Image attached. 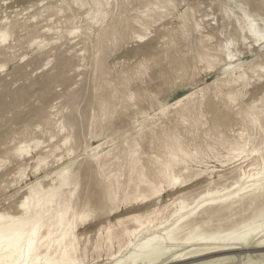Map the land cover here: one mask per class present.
I'll return each mask as SVG.
<instances>
[{
  "label": "rangeland",
  "instance_id": "rangeland-1",
  "mask_svg": "<svg viewBox=\"0 0 264 264\" xmlns=\"http://www.w3.org/2000/svg\"><path fill=\"white\" fill-rule=\"evenodd\" d=\"M53 1L54 2L56 1V2L53 3ZM57 1H59V2H57ZM70 1L71 0H52V1H50V0L49 1L48 0H42V1L41 0H0V21H5L7 19V21L11 24H14V22L20 23V26H22V24L23 25L26 24V28H24V27L21 29L17 28L12 33V36L14 35L15 37L10 38L6 43L0 42V47L3 45L0 48V57H1L0 58V60H1L0 61V86H1L0 87V155L2 153V155L0 156V162H1L0 163V167H1L0 168L1 169L0 170V177L3 176L0 179V181H1L0 182V191H1L0 192V211H8V212L15 211L17 204L26 195V192L28 193V188L32 184H36L39 182L41 185L44 184V186L52 185L53 180H55L53 173L58 171L64 165H66L70 160H73V158H74V160H77V164H75L73 166L74 181L76 183V186L73 185L72 189H74V188L77 189V194L80 196L81 201H83V202L87 201L90 203V205L98 206V204L102 203L101 199L103 197L104 188L108 183V180L106 179L107 177H110V176L115 174L119 177V179L123 178L122 179L123 181L122 180H120V181L124 184H129L130 180L132 178L136 179V176L132 174L131 169H130V165H129V161L131 159L130 155H131L132 151L136 150L138 153L137 155H139V154L142 155V156H140V155L136 156L138 158L141 157L140 160L142 162L140 165L143 164L142 165L143 167H141V166L140 167L144 169L143 172H145V171L149 172V173H146V172L145 173L148 174L149 178H152V176L154 177V175L156 174L158 167H160V163H162V161L164 162V161L169 159L168 149L166 148V145L170 143L171 138L179 139L184 150L187 146L188 150L186 149L185 151L189 152L190 154L195 155L196 158L194 160H190L188 158L186 159L187 165L188 166L191 165L190 166L191 172L200 173L201 169H202V171L207 170L206 174H208V175L203 173L201 176H202V178L207 180V182H208V180L214 181L215 182V186L213 185L214 187H216V186L217 187H224V186L231 185V183L233 181H235V179L238 176V173L235 171V168H232V167H234L239 162L234 164L233 162L230 163L228 161V159L231 158L229 153H228L229 145L233 144V143H235V141L239 140L238 136L241 133L245 134L244 138H246V139L250 138V136L252 137L249 139L250 141L253 140L251 142V148L254 146L255 147L259 146L260 144H262V141L264 140V138H263L264 129H262V127L264 128V124L261 128L259 127V130H258L257 126L249 124L250 122L247 121L248 118L243 113L246 110V108L248 109V106L250 107V105H255L257 109L259 108V110L264 111V108H263L264 107V100H263L264 99V97H263L264 88H262L259 92L253 94V90L255 88L264 86V81H263L264 80V69L260 70L258 73H255V74L252 72V68L263 65V63H264V58H263L264 57V49L259 51V54H263V57H260V59H261L260 60V59H258V57H259L258 53L255 52V53L247 54V51L246 50L243 51L239 42H237L238 40H236V38H235L236 36L231 37V39L235 40V43L232 42L235 44V45L232 44V47L235 46L234 48H236V49L238 48L239 51H243L240 58L242 60L241 62L245 66V70L248 73L250 83L248 86L249 88L247 87L246 89H243L241 91V93L236 95V98L234 99L235 101L233 99H229L228 93L230 94V93H232V91L234 93L238 90H241V87H238L235 84H231V86H230L227 82L231 77H229L228 74H226V73L230 72V71L227 70V68H224L223 65L225 64V62H223L222 58H219V56H221V55L218 52V47L220 45L225 44L226 37H225V34L221 33L222 30L214 31L213 28H217L218 24H220V26L223 25V20H221V18H222V16H224L225 12H230V11L239 12V7H241V6L244 7V9L247 12H250V13L255 14L257 16L259 14V17L262 16L261 18L264 19V14H263L264 13V7H262L264 5L263 0L262 1L261 0H250V1L248 0L250 3L247 0H241V1L240 0H238V1L237 0H230L231 2L229 0H172L173 2H171V0H169V4H168V0H147V2H146V0H139V1L138 0H113V1L109 0L110 6L104 5L103 9H104V11H107V12L109 11V9H111V10L109 11V13L103 11L105 13V15L103 17L104 19L102 18V15H98V14H97L98 16L96 15L97 9H95L96 6L93 5V2H94L93 0H85V1L82 0V2L80 1L79 3H78V0H76V1L73 0V1H71L73 4ZM128 1H129V3H128ZM149 1H150V3H148ZM244 1L247 3V6H245L246 3ZM260 1L262 2L261 5H260V3H258ZM40 2H41V4H40ZM75 2H77V3L74 4ZM175 2H176V4H175ZM173 3L175 4L176 7L174 6ZM233 3L235 5H233ZM78 4H80V6ZM126 4H127V6H126ZM151 4L154 6L152 7ZM44 5H46V6L43 7ZM84 5H85V7H84ZM149 5H150V7H149ZM170 5H172V6H170ZM255 5H257V6H255ZM93 6H95V8ZM131 6H133L132 9H131ZM162 6H163V9H162ZM91 7H92V9H91ZM110 7H112V8H110ZM126 7H128V10ZM151 7H152V9L154 7H156L153 9L156 12L152 11ZM235 7H236V9H235ZM49 8L51 9V13H53V15L51 13H49V11H50V10H48ZM42 9L45 10V13ZM57 9L58 10L62 9V10H60L61 11L60 12ZM88 9H89V11H88ZM160 9L163 10L165 13L163 11H161ZM46 10H47V12H46ZM66 10H68V11H66ZM71 10H73V11H71ZM144 10H146V11H144ZM91 11H92V13L90 14L89 12H91ZM157 11H158V13H157ZM255 11H256V13H254ZM260 11L262 14L260 13ZM151 12H153L154 15ZM160 12H161V14H160ZM162 12L164 13V15L167 13V15H165V17H163L164 15H162L163 14ZM29 13H31V14H29ZM55 13L57 16H55ZM110 13H112V14H110ZM47 14L50 15L51 17L48 16ZM151 14L153 16H151ZM186 14H187L188 19L187 18L185 19ZM239 14H240V12H239ZM146 15H147V17H146ZM183 15H185V16H183ZM25 16L27 17L26 19H24ZM58 16H60V17H58ZM63 16H65L66 18ZM113 16H114V18H112ZM140 16L143 18H141ZM149 16L154 17V18L151 19ZM192 16H193L192 19L194 20L193 22L191 20ZM12 17H14V18H12ZM38 17H40V18H38ZM105 17H107V18H105ZM203 17H205V18H203ZM72 18H73V20H72ZM86 18H88V19H86ZM95 18H96V20H95ZM120 18H121V20H120ZM145 18L146 19L149 18V19L146 20ZM105 19L107 20V22ZM112 19H113V21H112ZM133 19L135 22L133 21ZM18 20H20V21H18ZM217 20H219L222 24L220 22H218ZM29 21H32L30 25H29V23H30ZM61 21H63V23ZM77 21H79V22H77ZM151 21H155L156 24H155V22L152 23ZM67 22L69 23V27H68ZM92 22L94 24H92ZM136 22H138V23H136ZM139 22H140V24H139ZM185 22H186V24H185ZM201 22H202V25L196 24V23H201ZM36 23H38V24H36ZM71 23H72V25H71ZM34 24H36V25H34ZM58 24H60V25H58ZM73 24L76 25L75 29H74L75 26ZM158 24H159V26H158ZM214 24H216V25H214ZM27 25H28V27H27ZM49 25H50V27H49ZM137 25L139 26V28ZM144 25H145V27H147L149 25L147 28L150 31H148L147 28L145 30ZM187 25H189L188 28H187ZM54 26H56V28L57 27L58 28L55 29V28H53ZM71 26H73V27H71ZM196 26H198L197 29H196ZM51 27L53 28V30L54 29L56 30V33H54L55 31L52 32L53 30ZM60 27L62 29H60ZM170 27H172V28H170ZM49 28L52 31L51 30L49 31ZM70 28H71V31H74L75 33H73V34L69 33ZM91 28H92V30H91ZM166 28H167V30H165ZM58 29H60V30H58ZM44 30H46V31H44ZM125 30H126V32H125ZM34 31H36V32H34ZM43 31H44V34L41 33ZM61 31L64 35L61 34ZM91 31H93V32H91ZM89 32L91 33V35ZM113 32H115V33H113ZM116 33H117V35H116ZM132 33H134L135 35ZM137 33H139V35H140L139 38L137 36L138 35ZM81 34H83V35H81ZM96 34L97 35L99 34L98 38L96 37L97 36ZM100 34H102V35L100 36ZM174 34H175V37H177V38L174 37ZM111 35H112V38L114 36L116 37V39H113V40L117 41V42H114L112 40ZM22 36H24V37H22ZM47 36H49V37H47ZM57 36H59V38ZM65 36H67L68 38ZM106 36H107V38H106ZM129 36L131 37V39ZM135 36H137V38ZM80 37H81V39H79ZM187 37L189 39H187ZM56 38L58 41L56 40ZM60 38L62 39V41ZM73 38H76V39L74 40ZM110 38H111V40H110ZM121 38H122V40H121ZM165 38H168V39H165ZM181 38H184L183 39L184 42ZM11 39H12V41H11ZM63 39L65 42L63 41ZM105 40H106V42H105ZM172 40H173V42H172ZM209 40H210V42H209ZM34 41H37V42H34ZM89 41H91V42H89ZM121 41H123V42H121ZM161 41H163L164 43ZM168 41H169V43H168ZM175 41H176V44H175ZM213 41H215V42H213ZM100 42H102V44H100ZM201 42H202V44H201ZM7 43H9V44H7ZM46 43H49V44H46ZM173 43L175 45H173ZM164 44H166V45H164ZM58 45H59V47H58ZM48 46L51 48H49ZM115 46H116V48H115ZM177 46L180 47V50ZM25 47H27V48H25ZM65 47L67 50L65 49ZM76 47H78V49ZM33 48H35V49H33ZM80 48H81V50H80ZM150 49H151V51H150ZM162 49H163V51H162ZM200 49H202V50H200ZM94 50H95V52H94ZM195 50H197V51H195ZM14 51H15V53H14ZM16 51H18V52H16ZM30 51H32V52H30ZM40 51L42 54L40 53ZM187 51H188V54H187ZM36 52H38V53H36ZM151 52L153 55L151 54ZM155 52H157V53L155 54ZM165 52H167L168 56L166 55ZM160 53L162 56L160 55ZM75 54L78 56H80V55L81 56L78 57ZM97 54H99V55H97ZM198 54H200V55H198ZM208 54H209V56H208ZM67 55H68V57H67ZM204 55H206L205 57L208 59H209V57H210V59H214L215 56H218L219 61H217L215 63V65H213L212 67H209L208 62L203 59ZM7 57H10V58H7ZM156 57L159 59L157 60ZM36 58H37V60H36ZM77 58H79V59H77ZM99 58H100V60H99ZM160 58L162 61L160 60ZM2 59H3V61H2ZM22 59H24V60H22ZM83 59H85V61ZM95 60H97V62ZM202 60H204L205 63ZM49 61H50V63H49ZM80 61L82 62V65L84 64V66H81ZM100 61H101V63H100ZM83 62H85V63H83ZM98 62L101 65V66L99 65V67L97 64ZM206 62L208 65L206 64ZM249 62H250V64H249ZM94 63L96 65H94ZM144 63H146V64H144ZM221 63H223V64H221ZM137 64L141 67H139V66L136 67ZM162 64H163V66H162ZM181 66L183 68H181ZM5 67H7V69ZM94 67H95V70H94ZM164 67H165V69H163ZM166 67L169 69H167ZM210 68H212V70ZM141 69L143 71L140 72ZM248 70L251 72H249ZM140 73H141V75H140ZM175 73L176 74L180 73L181 75L180 74L176 75ZM125 74H126V77H125ZM174 74H175V76H174ZM137 76H139V77H137ZM167 76H168V78H167ZM219 77H221V78H219ZM9 78L12 80H10ZM157 78H159V79H157ZM188 78H189L190 82H189ZM250 78L253 80H251ZM176 79H178V80H176ZM123 80H125L126 82L125 81L123 82ZM129 80H130V82H129ZM132 81H133V83H131ZM180 82L182 83V85ZM217 82L220 84H218ZM253 82H255V83H253ZM225 83H226V85H225ZM122 87L125 89H123ZM224 87H225V89H224ZM127 88H128V90H127ZM206 88H209V90H208V91H210L209 93L207 92ZM105 91H106V94H105ZM215 92H216V94H215ZM218 92L219 93L221 92L220 95H218ZM134 93H135V95L137 93V95L136 96L133 95ZM191 93H195V96L191 102H187V103L185 102V104L178 106V107L173 106L178 99H180L181 97H183L187 94H191ZM202 96L204 98V100L202 98V100L204 102H202V100H201ZM224 98H226L227 100L229 99V100L227 101ZM102 101H104V102L106 101V102L104 103ZM235 103H236V105H235ZM219 104L222 106H220ZM244 106H246V107H244ZM237 107H238V109H240L239 111L237 110ZM223 108L226 109L227 111L224 110ZM49 109H50V111H49ZM128 109H130L131 111ZM55 110H57V111H55ZM102 110H104V111H102ZM216 110H217V112H213ZM48 111L51 113H49ZM92 111H93V113H92ZM59 112H60V114H59ZM52 113H56V115L52 114ZM101 113H103V114H101ZM180 113H181V115H180ZM239 113H240V115H239ZM50 114H52V115H50ZM100 115H101V117H100ZM103 115H104V117H103ZM202 115H203V117H201ZM49 116H51V117H49ZM52 116H54V117L56 116V117L54 118ZM170 116H172V117H170ZM187 116L191 119H189ZM161 117L162 118L164 117L165 120L164 119L162 120ZM196 117H197V119H196ZM200 117H201V119H200ZM222 117L225 119L222 120ZM60 118L62 119V121ZM48 119L51 121L50 122L47 121ZM54 119H55V122H54ZM193 119H194V122L196 123V125L193 122ZM42 120H44L46 122H44ZM57 120H59V121H57ZM101 120H102V122H101ZM181 120H182V122H181ZM167 121H170V122H167ZM190 121H192V122H190ZM224 121H225V124H224ZM11 122H12V124H11ZM206 122H208V124H206ZM50 123H51V125H50ZM52 123H53V125L56 124V126L55 125L53 126ZM63 123H64V125H63ZM170 123L172 124V126ZM180 123H182V124L180 125ZM106 124H108V125H106ZM197 124H198V126H197ZM40 125H41V127H40ZM46 126H47L48 132L43 133V131H46ZM42 127H44V128L42 129ZM52 127H55V128L53 129ZM29 128L31 130H34V129H36V130H34V132H33ZM49 128L50 129L52 128V129L50 130ZM146 128H148V129H146ZM177 128H178V130H176ZM249 128L252 129V132ZM70 129H72V133H71ZM202 129H203V131H202ZM234 129H236V130H234ZM229 130L231 132H229ZM54 131L55 132L57 131V132L55 133ZM58 131H60V132H58ZM177 131L178 132L180 131L179 133H181V135ZM186 131H189V132H186ZM29 132H31V135ZM207 132L208 133L211 132V133L207 134ZM20 133H22V134H20ZM62 133H64L65 135ZM191 133H193V134H191ZM219 133L223 134V136H221ZM254 133H256V136ZM260 133L262 134V136H258ZM36 134H37V137H36ZM47 134H49V135H47ZM190 134H191V136H190ZM204 134H206V135H204ZM25 135H26V137H25ZM179 135H180V137H179ZM183 135H185V138H183ZM195 135H196L198 140L196 139ZM38 136H39V138H38ZM45 136H46V138H45ZM51 136H53L54 138ZM100 136H101V138H100ZM186 136H188V137H186ZM254 136H255V138H254ZM15 137H19V138L15 139ZM30 137H31V142L29 141ZM42 137L46 141L43 140ZM66 137L69 138L70 142L67 145H64L65 140L67 139ZM78 137H81V138H78ZM189 137H190V139L188 140ZM258 137H260L263 140H260ZM223 138H224L225 142L223 141ZM228 138L230 139L229 140L230 142L228 141ZM13 139H15V140H13ZM38 139L42 140V142L39 141ZM48 139H50V140H48ZM73 139H74V141H72ZM184 139H185V141H184ZM194 139L197 142H195ZM257 139H259V141ZM37 140L40 143L39 146H36V143L38 142ZM203 140H205V141H203ZM233 140H235V141H233ZM255 140H257V141H255ZM43 141H44V143H43ZM23 142H26L27 144L30 145V153L28 156L26 154L23 156H20L19 154L16 153V148L20 145V143H23ZM110 143H112V144H110ZM187 143H188V145H187ZM101 144L103 145L102 150L104 152L112 151V155L108 159L109 160L108 165H107L108 167H105L106 169L104 168L103 171H100L98 168H96L94 166L89 167L87 165V162L90 160V157L94 153L93 149L96 148L97 146L101 145ZM150 144H152L153 147L150 146ZM224 144H225V146H224ZM252 144H254V145H252ZM154 145H155V147H154ZM184 145H186V146H184ZM190 145H192L193 147ZM11 146H13L14 148ZM56 146L59 147V149H58V151L56 150L55 152H53V150ZM214 146L215 147L218 146V147L214 148ZM261 146H262V148H264V144ZM154 148H157V149L162 148V149H160L161 150L160 151V150H157ZM164 148L166 149L165 150L166 153L164 151ZM217 148H219V149L217 150ZM189 149L191 150V152L189 151ZM215 149H216V151H214ZM40 150L41 151L43 150V151L41 152ZM67 150H73L74 155L72 153L70 154L71 156L68 155ZM224 150L226 151L225 152L226 154L224 153ZM156 151H157V153H156ZM206 151H208V152H206ZM12 152H14V153H12ZM65 152H67V153H65ZM151 152H153V153L151 154ZM215 152H217V153H215ZM62 153H64V154H62ZM83 153H84V155H83ZM143 153H144V155H143ZM50 154H52V155H50ZM75 154H76V158H75ZM206 154H208V156ZM209 154L211 155L210 157H209ZM55 155H57L59 158ZM150 155L151 156L153 155L152 157H156L157 159L152 158ZM212 155H214V156H212ZM36 156L38 159L41 157L42 158L45 157V159L47 158V160L45 161V163H43V164H41V166H39V161H38V159H36ZM38 156H40V157H38ZM219 156H221V158ZM226 156H228V157H226ZM26 157H28V158H26ZM66 157H67V159H66ZM70 157H71V159H70ZM211 157H213L214 159H212ZM218 157H219V159H217ZM252 157L254 158L255 156L254 155L249 156L248 159H250L252 161L253 160ZM60 158H63V160H61V161H64V162H62V164H60L61 161H58V160H60ZM149 158L150 159L152 158V159L150 160ZM202 158L204 159V161ZM215 158L218 160V162H220L219 164ZM20 159H22L23 161ZM28 159H30V161ZM53 159H54V161H53ZM152 160H153V162H152ZM226 160L228 161V163ZM250 160L245 163L246 169H247V166H249L251 163ZM11 161H12V163H11ZM4 162L7 166L5 164L2 165V163H4ZM24 163H25V165L23 166ZM223 163L225 165L227 164L226 165L227 167H225V165ZM79 164L82 165L81 170H78ZM157 164H158V166H156ZM8 165H10V166H8ZM15 165H16V167H15ZM148 165H151L150 166L151 168L148 167ZM21 166H23V167H21ZM180 166L181 165L176 166L177 167L176 169L177 170L180 169L181 168ZM213 167H215V168H213ZM30 168H31V170H30ZM35 168H36V170H34ZM152 168H153V170H152ZM212 171H214L215 174L213 173L211 175ZM233 171L235 172V174ZM4 172H5V174H4ZM23 172H25V173H23ZM14 173H15V175H14ZM224 174H225V176H224ZM34 175L36 178L33 177ZM48 175H49V177H48ZM216 175L219 177H217ZM94 176H96L97 178ZM221 176L223 178H221ZM10 179H12V180L9 181ZM95 179H97V181ZM224 180H226V181H224ZM229 181L230 182L232 181V182L230 183ZM97 182L102 184V186H100V184L98 185ZM5 184H7V185H5ZM11 184H13L14 186ZM205 185H207V183L201 184L198 187H194L193 189H191L190 190L191 193L189 192V194L187 196L188 202H191L192 198L196 197L199 193H202V191H205L204 189L207 188V186L205 187ZM12 186H13V188H11ZM17 187H19V188H17ZM192 190H194V191H192ZM174 191H175L174 189L173 190L169 189L165 193L164 197L159 202L160 207L170 205L169 206V208H170L173 206L171 204L174 202L175 198H177V197L176 196H169V194H171V192H174ZM194 192H196V193H194ZM190 197H192V198H190ZM8 199L10 202L8 201ZM93 199H94V201H93ZM6 203H7V205H6ZM121 208H123V207H121ZM174 208H175V206L168 209L167 210L168 213L172 212L174 210ZM124 209H125V207H124ZM141 212H144V211H141ZM249 213H250V211L249 212L246 211V212H243L242 214L240 213L239 215H236V216L238 218L240 215H247ZM102 218H103L102 219L103 222H105L106 221L105 217H102ZM116 221H117V219L111 218L112 224H114ZM98 223H99V221H98ZM105 223L98 224L95 228L92 229V231L89 233V235L82 237V240H81L82 255H84L85 247L86 246L88 247V251L86 254V264H108L110 261H108L107 254L109 252H113V253L118 254V252H119L120 245H119L118 241H114L112 243L113 245L112 244L110 245V244L106 243L107 242L106 240H103V239L100 240V238H98L100 235L98 233V230L100 229V227L106 226L107 223L106 224ZM129 226L135 227V225H133V223H129ZM98 242L101 245L102 252H101V250H99V252L94 250V248H95L96 244H98ZM98 254H100L101 259H97ZM254 254H257V253H254ZM123 255H125V252L123 253ZM263 258L262 257H256L255 258V255H252V259L248 260L244 256H241V257H235L232 260L226 261L227 263H225V262H223V263H225V264H264ZM205 262L206 261H197V262L188 263V264H201V263H205ZM223 263H219V264H223Z\"/></svg>",
  "mask_w": 264,
  "mask_h": 264
},
{
  "label": "bare ground",
  "instance_id": "bare-ground-1",
  "mask_svg": "<svg viewBox=\"0 0 264 264\" xmlns=\"http://www.w3.org/2000/svg\"><path fill=\"white\" fill-rule=\"evenodd\" d=\"M42 1V0H41ZM49 1V0H48ZM52 1V0H50ZM73 1V0H71ZM70 1V2H71ZM76 1V0H75ZM82 0H78L79 2ZM85 1V0H84ZM93 6L97 9L96 15H102L104 17L107 11H104L103 6L109 4V0H93ZM113 1V0H111ZM139 1V0H138ZM230 1V0H229ZM238 1V0H237ZM241 1V0H240ZM248 1V0H247ZM250 1V0H249ZM248 1V2H249ZM262 1V0H261ZM258 2L261 3L262 2ZM56 2V1H55ZM53 1V3H55ZM59 2V1H57ZM117 2V1H116ZM133 2V1H132ZM147 2V0H146ZM145 2V3H146ZM155 2V1H154ZM163 2V1H162ZM165 2V1H164ZM171 2H173L171 0ZM170 2V3H171ZM227 2V1H226ZM225 2V3H226ZM231 2V1H230ZM245 2V1H244ZM264 2V0H263ZM47 3V2H46ZM72 3V2H71ZM75 2L74 4H76ZM87 3V2H86ZM114 3V2H113ZM127 3V2H126ZM129 3V1H128ZM150 3V1L148 2ZM147 3V4H148ZM238 3V2H237ZM241 3V2H240ZM243 3V2H242ZM246 3V2H245ZM250 3V2H249ZM6 4V3H5ZM41 4V2H40ZM39 4V5H40ZM43 4V3H42ZM69 4V3H68ZM73 4V3H72ZM88 4V3H87ZM120 4V3H119ZM135 4V3H134ZM153 4V3H152ZM151 6L153 7L154 5ZM161 4V3H160ZM166 4V3H165ZM169 4V0H168ZM167 4V5H168ZM174 4V3H173ZM172 4V5H173ZM176 4V2H175ZM174 4V6H175ZM244 4V3H243ZM264 4V3H263ZM262 4V5H263ZM47 5V4H46ZM44 5L43 7H45ZM61 5V4H60ZM65 5V4H64ZM80 6V4H78ZM77 5V6H78ZM82 5V4H81ZM90 5V4H89ZM117 5V4H116ZM131 5V4H130ZM163 5V4H162ZM170 5V6H172ZM232 5V4H231ZM233 5H235L233 3ZM259 5V4H258ZM76 6V7H77ZM127 6V4H126ZM158 6V5H157ZM237 6V5H236ZM247 6V3L245 4ZM257 6V5H255ZM254 6V7H255ZM40 7V6H39ZM49 7V6H48ZM61 7V6H60ZM85 7V5H84ZM88 7V6H87ZM119 7V6H118ZM133 6H131L132 9ZM150 7V5H149ZM151 7V9H152ZM176 7V6H175ZM174 7V8H175ZM261 7V6H260ZM264 7V5L262 6ZM52 8V7H51ZM70 8V7H69ZM112 8V7H110ZM116 8V7H115ZM128 10V7H126ZM156 8V7H154ZM153 8V9H154ZM173 8V9H174ZM210 8V7H209ZM56 9V8H55ZM92 9V7H91ZM117 9V8H116ZM152 11H155L153 10ZM163 9V6H162ZM165 9V8H164ZM236 9V7H235ZM43 10V9H42ZM49 13L51 9L49 8ZM53 10V9H52ZM58 10V9H57ZM62 10V9H60ZM58 10V11H60ZM78 10V9H77ZM85 10V9H84ZM111 9H109L110 11ZM120 10V9H119ZM161 10V9H160ZM208 10V9H207ZM225 10V9H224ZM32 11V10H31ZM45 13V10H43ZM64 11V10H63ZM68 11V10H66ZM73 11V10H71ZM89 11V9H88ZM93 11V10H92ZM89 12L90 14L92 13ZM104 11V12H103ZM109 11L107 13H109ZM146 11V10H144ZM150 11V10H149ZM159 11V10H158ZM157 11V13H158ZM163 11V10H161ZM172 11V10H171ZM176 11V10H175ZM252 11V10H251ZM263 11V10H262ZM16 12V11H15ZM30 12V11H29ZM47 12V10H46ZM61 12V11H60ZM59 12V13H60ZM76 12V11H75ZM86 12V11H85ZM120 12V11H119ZM156 12V11H155ZM164 12V11H163ZM162 12V13H163ZM194 12V11H193ZM240 12V14H239ZM239 12L230 11L225 12L221 20H223V25L218 24L217 28H213L214 31H221L222 34H225V44L218 47V52L225 64L224 68H227L230 72H227L229 77H231L227 82L235 84L238 87H241V90H238L233 93H228L229 99H235L236 95L241 93L243 89H246L249 86V77L248 73L245 70V66L241 62V54L244 50L247 51V54L258 53L260 50L264 49V19L247 12L244 7H239ZM253 12V11H252ZM40 13V12H39ZM38 13V14H39ZM48 13V14H49ZM65 13V12H64ZM63 13V14H64ZM81 13V12H80ZM115 13V12H114ZM128 13V12H127ZM135 13V12H134ZM153 14V12H151ZM165 13V12H164ZM164 13L162 15H164ZM237 13V14H236ZM256 13V11L254 12ZM259 13V12H258ZM261 13V11H260ZM25 14V13H24ZM28 14V13H27ZM31 14V13H29ZM37 14V15H38ZM47 14V15H48ZM53 15V13H51ZM58 14V13H57ZM68 14V13H67ZM66 14V15H67ZM72 14V13H71ZM74 14V13H73ZM89 14V15H90ZM112 14V13H110ZM109 14V15H110ZM151 14V16H153ZM161 14V12H160ZM170 14V13H169ZM168 14V15H169ZM262 14V13H261ZM260 14V15H261ZM264 14V13H263ZM41 15V14H40ZM87 15V14H86ZM97 15V16H98ZM108 15V14H107ZM139 15V14H138ZM148 15V14H147ZM146 15V17H147ZM167 15V13L165 14ZM165 15L163 17H165ZM193 15V14H192ZM198 15V14H197ZM15 16V15H14ZM50 16V15H48ZM55 16L56 13H55ZM68 16V15H67ZM121 16V15H120ZM143 16V15H142ZM185 16V15H183ZM194 16V15H193ZM191 17L192 22L194 21ZM20 17V16H19ZM41 17V16H40ZM38 17V18H40ZM51 17V16H50ZM60 17V16H58ZM65 17V16H63ZM86 17V16H85ZM130 17V16H129ZM141 17V16H140ZM145 17V16H144ZM150 17V16H149ZM159 17V16H158ZM169 17V16H168ZM199 17V16H198ZM219 17V16H218ZM14 18V17H12ZM27 17L25 16L24 19ZM33 18V17H32ZM36 18V17H35ZM37 18V19H38ZM62 18V17H61ZM60 18V19H61ZM66 18V17H65ZM91 18V17H90ZM107 18V17H105ZM114 18V16L112 17ZM133 18V17H132ZM143 18V17H141ZM151 19L154 17H150ZM167 18V17H166ZM173 18V17H172ZM187 18V14L185 19ZM205 18V17H203ZM18 19V18H17ZM20 19V18H19ZM57 19V18H56ZM59 19V18H58ZM71 19V18H70ZM88 19V18H86ZM104 19V18H103ZM135 19V18H134ZM133 19V21H134ZM146 19V18H145ZM149 19V18H147ZM146 19V20H147ZM150 19V20H151ZM188 19V18H187ZM201 19V18H200ZM199 19V20H200ZM16 20V19H15ZM33 20V19H32ZM43 20V19H42ZM45 20V19H44ZM73 20V18H72ZM94 20V19H93ZM96 20V18H95ZM98 20V19H97ZM106 20V19H105ZM121 20V18H120ZM143 20V19H142ZM166 20V19H165ZM196 20V19H195ZM206 20V19H205ZM210 20V19H209ZM220 20V19H219ZM217 20L218 22H220ZM20 21V20H18ZM41 21V20H40ZM64 21V20H63ZM63 21H61L63 23ZM68 21V20H67ZM70 21V20H69ZM75 21V20H74ZM101 21V20H100ZM113 21V19H112ZM124 21V20H123ZM132 21V22H133ZM138 21V20H137ZM145 21V20H144ZM189 21V20H188ZM187 21V22H188ZM215 21V20H214ZM29 25L32 21H29ZM42 22V21H41ZM48 22V21H47ZM79 22V21H77ZM107 22V20H106ZM121 22V21H120ZM135 22V21H134ZM148 22V21H147ZM152 23L155 21H151ZM150 22V23H151ZM162 22V21H161ZM180 22V21H179ZM183 22V21H182ZM208 22V21H207ZM24 23V22H23ZM61 23V24H62ZM68 23V22H67ZM101 23V22H100ZM99 23V24H100ZM105 23V22H104ZM138 23V22H136ZM144 23V22H143ZM167 23V22H166ZM221 23V22H220ZM38 24V23H36ZM34 24V25H36ZM56 24V23H55ZM75 24V23H74ZM73 24V25H74ZM92 24H94L92 22ZM140 24V22H139ZM138 24V25H139ZM146 24V23H145ZM156 24V22H155ZM160 24V23H159ZM158 24V26H159ZM163 24V23H162ZM170 24V23H169ZM186 24V22H185ZM195 24V23H194ZM197 25L201 23H196ZM204 24V23H203ZM222 24V23H221ZM53 25V24H52ZM60 25V24H58ZM65 25V24H64ZM72 25V23H71ZM98 25V24H97ZM96 25V26H97ZM128 25V24H127ZM137 25V26H138ZM216 25V24H214ZM38 26V25H37ZM44 26V25H43ZM66 26V25H65ZM74 29L76 25H74ZM99 26V25H98ZM149 26V25H148ZM147 26V27H148ZM157 26V27H158ZM189 25H187L188 28ZM192 26V25H191ZM26 28V24L14 22L11 24L7 21H0V42L6 43L12 36V33L17 28ZM28 27V25H27ZM50 27V25H49ZM69 27V23H68ZM73 27V26H71ZM93 27V26H92ZM105 27V26H104ZM130 27V26H129ZM145 27V25H144ZM145 27L144 29L146 30ZM198 26H196L197 29ZM222 27V28H221ZM46 28V27H45ZM52 28V27H51ZM53 28L57 29L56 26ZM52 28V30H53ZM64 28V27H63ZM79 28V27H78ZM102 28V27H101ZM128 28V27H127ZM139 28V26H138ZM150 28V27H149ZM172 28V27H170ZM209 28V27H208ZM42 29V28H41ZM49 31L56 33V30ZM60 29H62L60 27ZM58 29V30H60ZM65 29V28H64ZM109 29V28H108ZM115 29V28H114ZM143 29V30H144ZM148 29V28H147ZM185 29V28H184ZM195 29V30H196ZM226 29V30H225ZM30 30V29H29ZM78 30V29H77ZM82 30V29H81ZM92 30V28H91ZM167 30V28L165 29ZM186 30V29H185ZM201 30V29H200ZM24 31V30H23ZM46 31V30H44ZM44 31L41 32L44 34ZM48 31V30H47ZM66 31V30H65ZM69 33L73 34L74 31L69 29ZM76 31V30H75ZM130 31V30H129ZM148 31H150L148 29ZM147 31V32H148ZM163 31V30H162ZM180 31V30H179ZM183 31V30H182ZM198 31V30H197ZM36 32V31H34ZM77 32V31H76ZM85 32V31H84ZM93 32V31H91ZM108 32V31H107ZM118 32V31H117ZM126 32V30H125ZM128 32V31H127ZM173 32V31H172ZM46 33V32H45ZM65 33V32H64ZM80 33V32H79ZM82 33V32H81ZM87 33V32H86ZM90 33V32H89ZM99 33V32H98ZM101 33V32H100ZM103 33V32H102ZM115 33V32H113ZM122 33V32H121ZM144 33V32H143ZM177 33V32H176ZM42 34V35H43ZM61 34L64 35L61 31ZM134 34V33H132ZM139 38V33H137ZM151 34V33H150ZM167 34V33H166ZM198 34V33H197ZM47 35V34H46ZM83 35V34H81ZM91 35V33H90ZM89 35V36H90ZM97 35V34H96ZM99 35V34H98ZM98 35L96 36L98 38ZM102 34H100L101 36ZM117 35V33H116ZM135 35V34H134ZM143 35V34H142ZM191 35V34H190ZM56 36V35H55ZM114 36V35H113ZM137 36H135L137 38ZM184 36V35H183ZM236 36L237 42H239L243 51L232 47V44L235 45V40L231 37ZM18 37V36H17ZM21 37V36H20ZM24 37V36H22ZM37 37V36H36ZM49 37V36H47ZM59 38V36H57ZM67 37V36H65ZM77 37V36H76ZM92 37V36H91ZM110 37V36H109ZM115 37V36H114ZM111 38L116 39L115 38ZM118 37V36H117ZM130 37V36H129ZM175 37V34H174ZM191 37V36H190ZM64 38V37H63ZM68 38V37H67ZM83 38V37H82ZM107 38V36H106ZM110 38V40H111ZM142 38V37H141ZM177 38V37H175ZM185 38V37H184ZM184 38H181L182 40ZM61 39V38H60ZM74 40L76 38H73ZM81 39V37L79 38ZM131 39V37H130ZM134 39V38H133ZM168 39V38H165ZM164 39V40H165ZM173 39V38H172ZM187 39H189L187 37ZM54 40V39H53ZM57 40V38H56ZM55 40V41H56ZM84 40V39H83ZM96 40V39H95ZM118 40V39H117ZM120 40V39H119ZM122 40V38H121ZM127 40V39H126ZM137 40V39H136ZM174 40V39H173ZM172 40V42H173ZM205 40V39H204ZM12 41V39H11ZM16 41V40H15ZM40 41V40H39ZM58 41V40H57ZM62 41V39H61ZM64 41V39H63ZM70 41V40H69ZM68 41V42H69ZM79 41V40H78ZM81 41V40H80ZM114 41V40H113ZM24 42V41H23ZM37 42V41H34ZM44 42V41H43ZM53 42V41H52ZM51 42V43H52ZM65 42V41H64ZM63 42V43H64ZM67 42V41H66ZM91 42V41H89ZM88 42V43H89ZM103 42V41H102ZM100 42V44H102ZM106 42V40H105ZM111 42V41H110ZM117 42V41H114ZM119 42V41H118ZM123 42V41H121ZM154 42V41H153ZM163 42V41H161ZM184 42V40H183ZM210 42V40H209ZM215 42V41H213ZM234 42V43H232ZM14 43V42H13ZM42 43V42H41ZM54 43V42H53ZM52 43V44H53ZM56 43V42H55ZM77 43V42H76ZM79 43V42H78ZM84 43V42H83ZM144 43V42H143ZM152 43V42H151ZM164 43V42H163ZM169 43V41H168ZM9 44V43H7ZM17 44V43H16ZM24 44V43H23ZM49 44V43H46ZM59 44V43H58ZM99 44V43H98ZM113 44V43H112ZM122 44V43H121ZM176 44V41H175ZM173 43V45H175ZM188 44V43H187ZM186 44V45H187ZM202 44V42H201ZM205 44V43H204ZM212 44V43H211ZM14 45V44H13ZM18 45V44H17ZM22 45V44H21ZM32 45V44H31ZM43 45V44H42ZM87 45V44H86ZM85 45V46H86ZM95 45V44H94ZM109 45V44H108ZM166 45V44H164ZM180 45V44H179ZM237 45V44H236ZM3 46V45H2ZM1 46V47H2ZM114 46V45H113ZM168 46V45H167ZM208 46V45H207ZM0 47V48H1ZM7 47V46H6ZM22 47V46H21ZM45 47V46H44ZM49 47V46H48ZM59 47V45H58ZM71 47V46H70ZM84 47V46H83ZM87 47V46H86ZM99 47V46H98ZM156 47V46H155ZM178 47V46H177ZM184 47V46H183ZM187 47V46H186ZM189 47V46H188ZM15 48V47H14ZM27 48V47H25ZM51 48V47H49ZM78 49V47H76ZM116 48V46H115ZM180 50V47H178ZM182 48V47H181ZM35 49V48H33ZM66 49V47H65ZM86 49V48H85ZM158 49V48H157ZM164 49V48H163ZM162 49V51H163ZM173 49V48H172ZM8 50V49H7ZM50 50V49H49ZM48 50V51H49ZM67 50V49H66ZM81 50V48H80ZM146 50V49H145ZM166 50V49H165ZM174 50V49H173ZM202 50V49H200ZM33 51V50H32ZM30 51V52H32ZM65 51V50H64ZM87 51V50H86ZM103 51V50H102ZM151 51V49H150ZM161 51V50H160ZM177 51V50H176ZM197 51V50H195ZM6 52V51H5ZM11 52V51H10ZM18 52V51H16ZM25 52V51H24ZM27 52V51H26ZM43 52V51H42ZM73 52V51H72ZM71 52V53H72ZM75 52V51H74ZM84 52V51H83ZM95 52V50H94ZM184 52V51H183ZM190 52V51H189ZM202 52V51H201ZM15 53V51H14ZM13 53V54H14ZM38 53V52H36ZM41 53V51H40ZM105 53V52H104ZM143 53V52H142ZM157 52H155L156 54ZM159 53V52H158ZM167 55V52H165ZM208 53V52H207ZM35 54V53H34ZM33 54V55H34ZM42 54V53H41ZM54 54V53H53ZM73 54V53H72ZM77 54V53H76ZM75 54V55H76ZM82 54V53H81ZM152 54V52H151ZM174 54V53H173ZM188 54V51H187ZM204 54V53H203ZM212 54V53H211ZM7 55V54H6ZM20 55V54H19ZM32 55V56H33ZM47 55V54H46ZM84 55V54H83ZM99 55V54H97ZM106 55V54H105ZM153 55V54H152ZM161 55V53H160ZM176 55V54H175ZM174 55V56H175ZM200 55V54H198ZM13 56V55H12ZM22 56V55H21ZM52 56V55H51ZM55 56V55H54ZM64 56V55H63ZM78 56V55H76ZM81 56V55H80ZM78 56V57H80ZM162 56V55H161ZM168 56V55H167ZM182 56V55H181ZM204 60L208 62L209 67L215 65L219 61L218 56H215L214 59H209L205 57ZM209 56V54H208ZM17 57V56H16ZM25 57V56H24ZM42 57V56H41ZM68 57V55H67ZM98 57V56H97ZM100 57V56H99ZM150 57V56H149ZM178 57V56H177ZM258 57V56H257ZM263 57V54H259L258 59ZM1 58V57H0ZM10 58V57H7ZM43 58V57H42ZM50 58V57H49ZM101 58V57H100ZM99 58V60H100ZM157 58V57H156ZM165 58V57H164ZM181 58V57H180ZM190 58V57H189ZM264 58V57H263ZM16 59V58H15ZM28 59V58H27ZM31 59V58H30ZM29 59V60H30ZM79 59V58H77ZM145 59V58H144ZM143 59V60H144ZM159 58H157L158 60ZM200 59V58H199ZM5 60V59H4ZM24 60V59H22ZM28 60V61H29ZM37 60V58H36ZM85 61V59H83ZM142 60V61H143ZM161 60V58H160ZM166 60V59H165ZM204 60H202L204 62ZM261 60V59H260ZM1 61V60H0ZM3 61V59H2ZM12 61V60H11ZM15 61V60H14ZM31 61V60H30ZM82 61V60H81ZM80 61V62H81ZM97 62V60H95ZM162 61V60H161ZM185 61V60H184ZM263 61V60H262ZM18 62V61H17ZM79 62V63H80ZM134 62V61H133ZM149 62V61H148ZM206 62V64H207ZM222 62V61H221ZM261 62V61H260ZM6 63V62H5ZM16 63V62H15ZM25 63V62H24ZM48 63V62H47ZM50 63V61H49ZM85 63V62H83ZM101 63V61H100ZM105 63V62H104ZM127 63V62H126ZM172 63V62H171ZM205 63V62H204ZM257 63V62H256ZM41 64V63H40ZM46 64V63H45ZM44 64V65H45ZM81 66L82 62L80 63ZM90 64V63H89ZM99 67V62L97 63ZM106 64V63H105ZM146 64V63H144ZM201 64V63H200ZM207 64V65H208ZM223 64V63H221ZM250 64V62H249ZM12 65V64H11ZM87 65V64H86ZM94 65H96L94 63ZM253 65V64H252ZM251 65V66H252ZM264 65V63H263ZM257 66L252 68V72L258 73L260 70L264 69V66ZM25 66V65H24ZM66 66V65H65ZM78 66V65H77ZM80 66V67H81ZM101 66V65H100ZM139 66L138 64L136 67ZM163 66V64H162ZM21 67V66H20ZM141 67V66H139ZM4 68V67H3ZM2 68V69H3ZM7 69V67H5ZM97 68V67H96ZM144 68V67H143ZM167 68V67H166ZM181 68H183L181 66ZM190 68V67H189ZM203 68V67H202ZM98 69V68H97ZM165 69V67L163 68ZM169 69V68H167ZM166 69V70H167ZM171 69V68H170ZM212 70V68H210ZM4 70V69H3ZM15 70V69H14ZM95 70V67H94ZM179 70V69H178ZM75 71V70H74ZM143 71L142 69L140 72ZM164 71V70H163ZM171 71V70H170ZM249 71V70H248ZM135 72V71H134ZM137 72V71H136ZM168 72V71H167ZM192 72V71H191ZM204 72V71H203ZM220 72V71H219ZM251 72V71H249ZM77 73V72H76ZM113 73V72H112ZM170 73V72H169ZM173 73V72H172ZM181 73V72H180ZM177 73V74H180ZM186 73V72H185ZM205 73V72H204ZM261 73V72H260ZM50 74V73H49ZM123 74V73H122ZM144 74V73H143ZM142 74V75H143ZM146 74V73H145ZM171 74V73H170ZM176 74V73H175ZM174 74V76H175ZM176 74V75H177ZM129 75V74H128ZM139 75V74H138ZM141 75V73H140ZM161 75V74H160ZM166 75V74H165ZM181 75V74H180ZM124 76V75H123ZM131 76V75H130ZM134 76V75H133ZM189 76V75H188ZM225 76V75H224ZM256 76V75H255ZM126 77V74H125ZM139 77V76H137ZM182 77V76H181ZM186 77V76H185ZM253 77V76H252ZM257 77V76H256ZM53 78V77H52ZM59 78V77H58ZM122 78V77H121ZM162 78V77H161ZM164 78V77H163ZM168 78V76H167ZM221 78V77H219ZM225 78V77H224ZM260 78V77H259ZM10 79V78H9ZM126 79V78H125ZM134 79V78H133ZM136 79V78H135ZM142 79V78H141ZM159 79V78H157ZM251 79V78H250ZM8 80V79H7ZM12 80V79H10ZM46 80V79H45ZM132 80V79H131ZM153 80V79H152ZM178 80V79H176ZM186 80V79H185ZM189 80V78H188ZM253 80V79H251ZM125 80H123L124 82ZM159 81V80H158ZM219 81V80H218ZM255 81V80H254ZM258 81V80H257ZM260 81V80H259ZM264 81V80H263ZM69 82V81H68ZM126 82V81H125ZM130 82V80H129ZM182 82V81H181ZM180 82V83H181ZM190 82V80H189ZM133 83V81L131 82ZM154 83V82H153ZM218 83V82H217ZM255 83V82H253ZM185 84V83H184ZM220 84V83H218ZM223 84V83H222ZM124 85V84H123ZM166 85V84H165ZM182 85V83H181ZM216 85V84H215ZM226 85V83H225ZM224 85V86H225ZM108 86V85H107ZM214 86V85H213ZM1 87V86H0ZM31 87V86H30ZM251 87V86H250ZM3 88V87H2ZM98 88V87H97ZM123 88V87H122ZM231 88V87H230ZM229 88V89H230ZM249 88V87H248ZM263 87H258L253 90V94L259 92ZM105 89V88H104ZM125 89V88H123ZM207 92L210 91L209 88H206ZM225 89V87H224ZM7 90V89H6ZM27 90V89H26ZM128 90V88H127ZM217 90V89H216ZM233 90V89H232ZM8 91V90H7ZM198 91V90H197ZM215 91V90H214ZM196 92V91H195ZM48 93V92H47ZM221 93V92H220ZM218 92V95H220ZM19 94V93H18ZM106 94V91H105ZM132 94V93H131ZM216 94V92H215ZM48 95V94H47ZM135 95V93L133 94ZM137 95V93H136ZM135 95V96H136ZM223 95V94H222ZM26 96V95H25ZM195 93L187 94L176 101L173 106H181L185 102H191L194 98ZM208 96V95H207ZM216 96V95H215ZM214 96V97H215ZM113 97V96H112ZM111 97V98H112ZM217 97V96H216ZM220 97V96H219ZM224 97V96H223ZM264 97V95H263ZM114 98V97H113ZM138 98V97H137ZM203 96L201 97L202 100ZM141 99V98H140ZM221 99V98H220ZM226 99V98H224ZM228 99V100H229ZM106 100V99H105ZM119 100V99H118ZM132 100V99H131ZM204 100V98H203ZM202 100V102H204ZM227 100V99H226ZM227 100V101H228ZM264 100V99H263ZM133 101V100H132ZM209 101V100H208ZM232 101V100H231ZM235 101V100H234ZM104 102V101H102ZM106 102V101H105ZM104 102V103H105ZM210 102V101H209ZM223 102V101H222ZM253 102V101H252ZM98 103V102H97ZM108 103V102H107ZM132 103V102H131ZM220 103V102H219ZM100 104V103H99ZM109 104V103H108ZM122 104V103H121ZM160 104V103H159ZM251 104V103H250ZM254 104V103H253ZM3 105V104H2ZM55 105V104H54ZM107 105V104H106ZM128 105V104H127ZM220 105V104H219ZM230 105V104H229ZM236 105V103H235ZM257 105V104H256ZM37 106V105H36ZM111 106V105H110ZM109 106V107H110ZM157 106V105H156ZM161 106V105H160ZM213 106V105H212ZM222 106V105H220ZM259 106V105H258ZM54 107V106H53ZM104 107V106H103ZM113 107V106H112ZM123 107V106H122ZM216 107V106H215ZM218 107V106H217ZM246 107V106H244ZM106 108V107H105ZM114 108V107H113ZM134 108V107H133ZM188 108V107H187ZM213 108V107H212ZM226 108V107H225ZM264 108V107H263ZM53 109V108H52ZM136 109V108H135ZM175 109V108H174ZM224 109V108H223ZM106 110V109H105ZM130 110V109H128ZM188 110V109H187ZM226 110V109H224ZM237 110L239 111L240 109ZM50 111V109H49ZM48 111V112H49ZM57 111V110H55ZM104 111V110H102ZM124 111V110H123ZM126 111V110H125ZM131 111V110H130ZM221 111V110H220ZM227 111V110H226ZM235 111V110H234ZM242 111V110H241ZM182 112V111H181ZM213 112H217L213 111ZM222 112V111H221ZM51 113V112H49ZM48 113V114H49ZM93 113V111H92ZM104 113V112H103ZM101 113V114H103ZM107 113V112H106ZM159 113V112H158ZM168 113V112H167ZM248 118L249 124L261 128L264 122V111L257 109L255 105L248 106V109L243 112ZM55 114L56 113H52ZM50 114V115H52ZM58 114V113H57ZM60 114V112H59ZM62 114V113H61ZM162 114V113H161ZM179 114V113H178ZM202 114V113H201ZM229 114V113H228ZM69 115V114H68ZM116 115V114H115ZM142 115V114H141ZM181 115V113H180ZM227 115V114H226ZM240 115V113H239ZM164 116V115H163ZM189 116V115H188ZM187 116V117H188ZM206 116V115H205ZM224 116V115H223ZM229 116V115H228ZM242 116V115H241ZM51 117V116H49ZM54 117V116H52ZM56 117V116H55ZM54 117V118H55ZM62 117V116H61ZM101 117V115H100ZM104 117V115H103ZM151 117V116H150ZM157 117V116H156ZM172 117V116H170ZM186 117V118H187ZM203 117V115L201 116ZM200 117V119H201ZM220 117V116H219ZM225 117V116H224ZM231 117V116H230ZM229 117V118H230ZM237 117V116H236ZM12 118V117H11ZM59 118V117H58ZM106 118V117H105ZM144 118V117H143ZM189 118V117H188ZM226 118V117H225ZM222 117V120L225 119ZM240 118V117H239ZM238 118V119H239ZM52 119V118H51ZM61 119V118H60ZM93 119V118H92ZM120 119V118H119ZM154 119V118H153ZM161 119L163 120L164 117ZM167 119V118H166ZM191 119V118H189ZM197 119V117H196ZM231 119V118H230ZM241 119V118H240ZM53 120V119H52ZM64 120V119H63ZM150 120V119H149ZM165 120V119H164ZM203 120V119H202ZM44 121V120H42ZM51 121V120H47ZM59 121V120H57ZM56 121V122H57ZM62 121V119H61ZM107 121V120H106ZM143 121V120H142ZM207 121V120H206ZM220 121V120H219ZM37 122V121H36ZM46 122V121H44ZM55 122V119H54ZM102 122V120H101ZM161 122V121H160ZM170 122V121H167ZM175 122V121H174ZM182 122V120H181ZM192 122V121H190ZM194 122V119H193ZM198 122V121H197ZM200 122V121H199ZM195 123V122H194ZM232 123V122H231ZM12 124V122H11ZM16 124V123H15ZM48 124V123H47ZM77 124V123H76ZM157 124V123H156ZM171 124V123H170ZM176 124V123H175ZM174 124V125H175ZM182 123H180L181 125ZM208 124V122H206ZM205 124V125H206ZM225 124V121H224ZM46 125V124H45ZM51 125V123H50ZM53 125V123H52ZM56 126V124H54ZM53 125V126H54ZM64 125V123H63ZM97 125V124H96ZM104 125V124H103ZM108 125V124H106ZM105 125V126H106ZM145 125V124H144ZM143 125V126H144ZM148 125V124H147ZM178 125V124H177ZM196 125V123H195ZM27 126V125H26ZM39 126V125H38ZM48 126V125H47ZM46 126V131L48 132ZM149 126V125H148ZM172 126V124H171ZM185 126V125H184ZM183 126V127H184ZM191 126V125H190ZM198 126V124H197ZM213 126V125H212ZM250 126V125H249ZM248 126V127H249ZM41 127V125H40ZM39 127V128H40ZM49 127V126H48ZM70 127V126H69ZM151 127V126H150ZM174 127V126H173ZM193 127V126H192ZM195 127V126H194ZM201 127V126H200ZM211 127V126H210ZM222 127V126H221ZM243 127V126H242ZM246 127V126H245ZM44 127H42L43 129ZM53 129L55 127H52ZM51 128V129H52ZM91 128V127H90ZM202 128V127H201ZM207 128V127H206ZM224 128V127H223ZM228 128V127H227ZM226 128V129H227ZM30 129V128H29ZM50 129V128H49ZM50 129V130H51ZM69 129V128H68ZM96 129V128H95ZM148 129V128H146ZM150 129V128H149ZM157 129V128H156ZM186 129V128H185ZM209 129V128H208ZM250 129V128H249ZM255 129V128H254ZM262 129H264L262 127ZM26 130V129H25ZM31 130V129H30ZM36 130V129H34ZM34 130H31L34 132ZM60 130V129H59ZM65 130V129H64ZM71 133H72V129ZM91 130V129H90ZM178 130V128L176 129ZM184 130V129H183ZM190 130V129H189ZM217 130V129H216ZM215 130V131H216ZM236 130V129H234ZM252 132V129H250ZM66 131V130H65ZM191 131V130H190ZM203 131V129H202ZM206 131V130H205ZM226 131V130H225ZM254 131V130H253ZM28 132V131H27ZM55 132V131H54ZM57 132V131H56ZM55 132V133H56ZM60 132V131H58ZM67 132V131H66ZM65 132V133H66ZM178 132V131H177ZM180 132V131H179ZM178 132V133H179ZM184 132V131H183ZM189 132V131H186ZM214 132V131H213ZM227 132V131H226ZM229 132H231L229 130ZM259 132V131H258ZM31 135V132H29ZM37 133V132H36ZM53 133V132H52ZM202 133V132H201ZM211 133V132H209ZM207 132V134H209ZM249 133V132H248ZM263 133V132H262ZM16 134V133H15ZM14 134V135H15ZM22 134V133H20ZM38 134V133H37ZM36 134V137H37ZM54 134V133H53ZM64 134V133H62ZM61 134V135H62ZM92 134V133H91ZM140 134V133H139ZM181 135V133H179ZM193 134V133H191ZM190 134V136H191ZM195 134V133H194ZM215 134V133H214ZM220 134V133H219ZM218 134V135H219ZM230 134V133H229ZM256 136V133H254ZM41 135V134H40ZM45 135V134H44ZM49 135V134H47ZM52 135V134H51ZM65 135V134H64ZM86 135V134H85ZM178 135V134H177ZM179 135V137H180ZM187 135V134H186ZM206 135V134H204ZM211 135V134H210ZM217 135V136H218ZM223 136V134H220ZM219 135V136H220ZM232 135V134H231ZM245 134H239V140L235 143L230 144L228 147V153L231 158L228 161L238 163L234 167L235 171L238 173L235 181H229L231 185L224 187H214L215 182L205 180L202 178L203 173H207V170L200 171V173L191 172L190 166L187 165L186 159L194 160L196 157L194 154H190L184 150L179 139L171 138L170 143L166 145L168 149L169 159L162 161L160 167H158L156 174L152 178L148 177L149 173L147 171L143 172L144 169L141 164L140 158L136 157L137 151L134 150L131 153V159L129 161L130 169L133 175L136 176V179L132 178L129 184L122 183L117 175H112L107 177V185L104 188L103 197L98 206L90 205L89 202L81 201L80 196L77 194V189H72V186H76L74 181V171L73 166L77 164V160H70L66 165L61 167L58 171L54 172L55 180H53L52 185L44 186L39 182L32 184L28 188V193L21 199L17 204L15 211H0V264H86V254L88 247L84 249V255H82L81 249V240L82 237L89 235L93 228H95L100 223H107L106 226L100 227L98 233L100 234L98 238L106 240L107 244H112L114 241L119 242V252L118 254L109 252L107 254L108 264H188L197 261H206L201 264H219L227 263L226 261L232 260L235 257L244 256L246 259H252V255L256 257H264V148L261 145L264 144V140L258 137L262 141L257 147L251 148V142L249 139L244 138ZM252 135V134H251ZM21 136V135H20ZM35 136V135H34ZM68 136V135H67ZM126 136V135H125ZM160 136V135H159ZM175 136V135H174ZM236 136V135H235ZM248 136V135H247ZM246 136V137H247ZM254 136V138H255ZM258 136H262L260 133ZM26 137V135H25ZM53 137V136H51ZM188 137V136H186ZM193 137V136H192ZM196 137V135H195ZM213 137V136H212ZM225 137V136H224ZM19 138V137H15ZM35 138V137H34ZM39 138V136H38ZM46 138V136H45ZM50 138V137H49ZM54 138V137H53ZM64 138V137H63ZM67 138V137H66ZM81 138V137H78ZM85 138V137H84ZM87 138V137H86ZM101 138V136H100ZM126 138V137H125ZM185 138V135H183ZM182 138V139H183ZM194 138V137H193ZM211 138V137H210ZM216 138V137H215ZM264 138V136H263ZM13 139V140H15ZM21 139V138H20ZM36 139V138H35ZM43 139V137H42ZM59 139V138H58ZM90 139V138H89ZM153 139V138H152ZM156 139V138H155ZM190 137L188 138V140ZM197 139V137H196ZM259 139H257L259 141ZM9 140V139H8ZM11 140V139H10ZM12 140V141H13ZM23 140V139H22ZM42 142V140L38 139ZM37 140V141H38ZM45 140V139H43ZM50 140V139H48ZM57 140V139H56ZM110 140V139H109ZM198 140V139H197ZM230 139L228 138V141ZM255 140V141H257ZM25 141V140H24ZM28 141V140H27ZM26 141V142H27ZM31 142V137L30 140ZM39 141L36 143V146H39ZM46 141V140H45ZM74 141V139L72 140ZM82 141V140H81ZM112 141V140H111ZM110 141V142H111ZM185 141V139H184ZM195 141V139H194ZM201 141V140H200ZM205 141V140H203ZM211 141V140H210ZM224 141V138H223ZM227 141V140H226ZM26 142L20 143L16 148V153L20 156L29 155L30 145ZM29 142V143H30ZM48 142V141H47ZM58 142V141H57ZM61 142V141H60ZM70 142L69 138L65 140L64 145H67ZM92 142V141H91ZM192 142V141H191ZM197 142V141H195ZM225 142V141H224ZM230 142V141H229ZM16 143V142H15ZM44 143V141H43ZM56 143V142H55ZM74 143V142H73ZM87 143V142H86ZM204 143V142H203ZM213 143V142H212ZM211 143V144H212ZM13 144V143H12ZM18 144V143H17ZM42 144V143H41ZM63 144V143H62ZM71 144V143H70ZM112 144V143H110ZM205 144V143H204ZM226 144V143H225ZM224 144V146H225ZM258 144V143H257ZM115 145V144H114ZM160 145V144H159ZM162 145V144H161ZM188 145V143H187ZM198 145V144H197ZM206 145V144H205ZM204 145V146H205ZM209 145V144H208ZM254 145V144H252ZM46 146V145H45ZM62 146V145H61ZM107 146V145H106ZM105 146V147H106ZM113 146V145H112ZM152 146V144H150ZM192 146V145H190ZM189 146V147H190ZM202 146V145H201ZM13 147V146H11ZM54 147V146H53ZM103 145H99L93 149L94 153L90 157V160L87 162V165L90 167H96L100 171H103L105 167H108L109 158L112 155V151L104 152L102 149ZM115 147V146H114ZM153 147V146H152ZM155 147V145H154ZM163 147V146H162ZM193 147V146H192ZM218 147V146H216ZM214 146V148H216ZM14 148V147H13ZM70 148V147H69ZM195 148V147H194ZM206 148V147H205ZM213 148V147H212ZM221 148V147H220ZM224 148V147H223ZM12 149V148H11ZM59 147H55L53 152L58 151ZM67 149V148H66ZM157 149V148H154ZM162 148H158L160 150ZM207 149V148H206ZM219 148H217L218 150ZM32 150V149H31ZM34 150V149H33ZM51 150V149H50ZM101 150V151H100ZM166 149L164 148V151ZM188 150V149H187ZM11 151V150H10ZM41 151V150H40ZM39 151V152H40ZM43 151V150H42ZM41 151V152H42ZM47 151V150H46ZM68 155L73 154V150H67ZM91 151V150H90ZM161 151V150H160ZM191 152V150L189 149ZM193 151V150H192ZM205 151V150H204ZM216 151V149L214 150ZM223 151V150H222ZM38 152V151H37ZM45 152V151H44ZM154 152V151H153ZM151 152V154L153 153ZM194 152V151H193ZM208 152V151H206ZM205 152V153H206ZM226 151L224 150V153ZM7 153V152H6ZM10 153V152H9ZM14 153V152H12ZM67 153V152H65ZM157 153V151H156ZM166 153V151H165ZM217 153V152H215ZM221 153V152H220ZM11 154V153H10ZM32 154V153H31ZM35 154V153H34ZM43 154V153H42ZM45 154V153H44ZM64 154V153H62ZM82 154V153H81ZM91 154V153H90ZM163 154V153H162ZM203 154V153H202ZM213 154V153H212ZM226 154V153H225ZM2 155V153H1ZM0 155V156H1ZM36 155V154H35ZM47 155V154H46ZM52 155V154H50ZM74 155V154H73ZM84 155V153H83ZM144 155V153H143ZM164 155V154H163ZM208 156V154H206ZM216 155V154H215ZM219 155V154H218ZM217 155V156H218ZM221 155V154H220ZM254 155L255 157L251 161L249 156ZM49 156V155H48ZM57 156V155H55ZM71 156V155H70ZM142 156V155H140ZM151 156V155H150ZM153 156V155H152ZM151 156V157H152ZM159 156V155H158ZM162 156V155H161ZM167 156V155H166ZM211 155L209 154V157ZM214 156V155H212ZM222 156V155H221ZM221 156H219L221 158ZM258 156V157H257ZM32 157V156H31ZM40 157V156H38ZM58 157V156H57ZM219 157L217 159H219ZM228 157V156H226ZM257 157V158H256ZM21 158V157H20ZM28 158V157H26ZM49 158V157H48ZM59 158V157H58ZM76 158V154H75ZM82 158V157H81ZM144 158V157H143ZM156 158V157H152ZM151 158V159H152ZM214 159L213 157H211ZM5 159V158H4ZM13 159V158H12ZM31 159V158H30ZM30 159H28L30 161ZM36 159L37 156H36ZM67 159V157H66ZM71 159V157H70ZM79 159V158H78ZM128 159V160H129ZM150 159V158H149ZM150 159V160H151ZM157 159V158H156ZM203 159V158H202ZM216 159V158H215ZM216 159V160H217ZM226 159V158H225ZM224 159V160H225ZM10 160V159H9ZM8 160V161H9ZM22 160V159H20ZM45 157L38 159L39 166L45 163ZM57 160V159H56ZM63 158H60L61 161ZM81 160V159H80ZM154 160V159H153ZM152 160V162H153ZM210 160V159H209ZM223 160V159H222ZM250 160V165L245 168V163ZM13 161V160H12ZM11 161V163H12ZM23 161V160H22ZM37 161V162H38ZM54 161V159H53ZM156 161V160H155ZM200 161V160H199ZM204 161V159H203ZM227 161V160H226ZM227 161V163H228ZM57 162V161H56ZM61 161L60 164H62ZM218 162V160H217ZM216 162V163H217ZM225 162V161H224ZM1 163V162H0ZM51 163V162H50ZM53 163V162H52ZM220 162H218L219 164ZM229 163V164H230ZM2 163V165H4ZM10 164V163H9ZM56 164V163H55ZM224 164V163H223ZM222 164V165H223ZM248 164V163H247ZM6 165V164H5ZM25 163L23 164V166ZM50 165V164H49ZM48 165V166H49ZM146 165V164H145ZM181 165L180 169H176V166ZM211 165V164H210ZM225 165V164H224ZM227 165V164H226ZM225 165V167H227ZM7 166V165H6ZM10 166V165H8ZM21 166V167H23ZM36 166V165H35ZM38 166V165H37ZM58 166V165H57ZM141 166V167H140ZM151 165H148L150 167ZM155 166V165H154ZM158 166V164L156 165ZM4 167V166H3ZM16 167V165H15ZM46 167V166H45ZM50 167V166H49ZM48 167V168H49ZM193 167V166H192ZM221 167V166H220ZM223 167V166H222ZM1 168V167H0ZM9 168V167H8ZM44 168V167H43ZM47 168V169H48ZM51 168V167H50ZM78 168V167H77ZM145 168V167H144ZM151 168V167H150ZM215 168V167H213ZM18 169V168H17ZM21 169V168H20ZM19 169V170H20ZM25 169V168H24ZM27 169V168H26ZM40 169V168H39ZM82 169V165L79 164L78 170ZM106 169V168H105ZM142 169V170H141ZM149 169V168H148ZM1 170V169H0ZM18 170V171H19ZM31 170V168H30ZM36 170V168L34 169ZM33 170V171H34ZM153 170V168H152ZM156 170V169H155ZM17 171V172H18ZM41 171V170H40ZM39 171V172H40ZM151 171V170H150ZM28 172V171H27ZM42 172V171H41ZM77 172V171H76ZM96 172V171H95ZM153 172V171H152ZM151 172V173H152ZM224 172V171H223ZM234 172V171H233ZM3 173V172H2ZM25 173V172H23ZM30 173V172H29ZM28 173V174H29ZM91 173V172H90ZM97 173V172H96ZM111 173V172H110ZM109 173V174H110ZM155 173V172H154ZM214 171L211 172V175ZM5 174V172H4ZM3 174V175H4ZM36 174V173H35ZM153 174V173H152ZM210 174V173H209ZM215 174V173H214ZM235 174V172H234ZM15 175V173H14ZM19 175V174H18ZM17 175V176H18ZM33 175V174H32ZM51 175V174H50ZM208 175V174H206ZM45 176V175H44ZM109 176V175H108ZM150 176V175H149ZM217 176V175H216ZM225 176V174H224ZM232 176V175H231ZM3 177V176H1ZM0 177V179H1ZM28 177V176H27ZM34 178L35 175L33 176ZM47 177V176H46ZM49 177V175H48ZM52 177V176H51ZM92 177V176H91ZM96 177V176H94ZM100 177V176H99ZM219 177V176H217ZM97 178V177H96ZM121 178V177H120ZM221 178H223L221 176ZM24 179V178H23ZM40 179V178H39ZM99 179V178H98ZM134 179V180H133ZM6 180V179H5ZM10 179L9 181H11ZM27 180V179H26ZM93 180V179H92ZM97 181V179H95ZM94 180V181H95ZM136 180V181H135ZM222 180V179H221ZM231 180V179H230ZM17 181V180H16ZM101 181V180H100ZM123 181V180H122ZM226 181V180H224ZM1 182V181H0ZM96 183V182H95ZM98 183V182H97ZM207 183L205 191L202 193H197L198 195L192 198L191 202H188L187 196L191 189L198 187L201 184ZM220 183V182H219ZM3 184V183H2ZM16 184V183H15ZM100 183H98L99 185ZM4 185V184H3ZM7 185V184H5ZM13 185V184H11ZM19 185V184H18ZM214 185V186H213ZM9 186V185H8ZM7 186V187H8ZM14 186V185H13ZM13 186L11 188H13ZM102 186V184H100ZM212 186V187H211ZM5 187V186H4ZM3 187V188H4ZM10 187V186H9ZM15 188V187H14ZM19 188V187H17ZM6 189V188H5ZM169 189H174V192H171L169 196H176L174 202L171 204L175 206L174 210L168 213V209L172 208L166 205L164 207L159 206V202L164 197L165 193ZM202 189V190H203ZM200 190V189H199ZM194 191V190H192ZM1 192V191H0ZM5 192V191H4ZM20 192V191H19ZM21 193V192H20ZM191 193V192H190ZM196 193V192H194ZM20 195V194H19ZM21 197V196H20ZM11 198V197H10ZM6 200V199H5ZM13 200V199H12ZM9 201V199H8ZM94 201V199H93ZM92 201V202H93ZM10 202V201H9ZM5 203V202H4ZM8 203V202H7ZM6 203V205H7ZM170 203V202H169ZM12 205V204H11ZM140 206V207H139ZM123 207V208H121ZM125 207V209H124ZM249 207V208H248ZM12 211V210H11ZM144 211V212H141ZM250 211L247 215H240L238 218L236 215L242 214L243 212ZM105 217L106 221L103 222ZM236 217V218H235ZM111 218L117 219V221L112 224ZM99 219V220H98ZM104 219V220H105ZM99 221V223H98ZM105 223V224H106ZM129 223H133L135 227H130ZM89 245V244H88ZM113 245V244H112ZM115 247V246H114ZM95 251L101 250V245L96 244ZM109 250V249H108ZM113 250V249H112ZM106 251V250H105ZM114 251V250H113ZM125 252V255L123 253ZM257 253V254H254ZM254 257V256H253ZM97 259H101L100 254H98ZM244 259V258H243ZM264 259V258H263ZM232 262V261H231ZM256 262V261H255ZM96 263V262H95ZM223 263V264H225Z\"/></svg>",
  "mask_w": 264,
  "mask_h": 264
}]
</instances>
